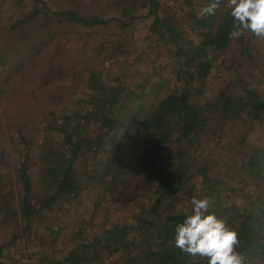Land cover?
Returning <instances> with one entry per match:
<instances>
[{"label":"trees","instance_id":"obj_1","mask_svg":"<svg viewBox=\"0 0 264 264\" xmlns=\"http://www.w3.org/2000/svg\"><path fill=\"white\" fill-rule=\"evenodd\" d=\"M210 2L202 0L203 5ZM218 3L214 14L201 17L189 13V31L160 16L158 0H118L112 3L115 8H110L114 15L107 18L70 9L50 10L44 0H30L25 6L19 20L35 18L41 24L56 19L87 27L115 23L119 31L113 41L103 40L101 50L86 63V95L73 97L71 109L60 111L48 122L52 134L39 144L37 158L42 167L38 181L27 172V152L15 177L7 184L0 179V189H6L0 190V202L6 193L12 195V184L19 185L17 205L3 201L0 228L11 232L9 242H14L30 230L32 218H40L43 209L68 201L97 184L111 185L110 191L125 200L122 186L129 173L137 179L130 192L136 198L143 195L149 200L135 222L117 219L84 243H75L66 254L33 264H119L122 257L129 264H207L205 259L183 253L173 243L175 225L183 219V210L191 208L195 187L198 197L212 198L209 211L237 229L239 250L246 256V264H264V141L253 145L249 139L255 126L264 129V93L252 86L254 78L264 81V38L247 32L232 38L233 21L227 0ZM148 14H153V20L147 31L156 36L149 49L154 50L157 43L168 44L172 57L181 58L180 64L170 67L172 77L158 75V90L148 86L150 77L143 73L140 86L128 82L129 72L134 66L136 69L139 57L116 69L103 66L106 58L122 55L126 62L133 55L128 49L135 28L132 23ZM18 22L22 23L17 21L13 29ZM32 25L23 27L22 35L34 32ZM13 42L20 51L36 45L33 40ZM225 53L229 64L224 61L227 58L213 59V55ZM146 59L145 67L156 61ZM234 68L236 71L233 76L229 74L226 86L207 97L209 80L217 77L220 70L229 72ZM149 94L153 102L146 108L135 109L133 103ZM77 103L81 105L76 107ZM200 136H214L217 141L227 137L223 140L224 148L232 152V158L206 156L208 151ZM235 148L241 150L240 154H234ZM165 150L170 151L174 166H169ZM82 157L85 162L90 160L91 165L85 174L76 171V163ZM185 174L186 180H182ZM195 177L197 185L188 184ZM84 179L85 183L81 181ZM246 185L249 190L242 194L245 200H229L228 195ZM166 201L176 202V209L160 212ZM18 222L22 224L20 229ZM47 228L50 234L56 232ZM118 250L122 255L109 261V255ZM3 255L0 246V264Z\"/></svg>","mask_w":264,"mask_h":264},{"label":"rangeland","instance_id":"obj_2","mask_svg":"<svg viewBox=\"0 0 264 264\" xmlns=\"http://www.w3.org/2000/svg\"><path fill=\"white\" fill-rule=\"evenodd\" d=\"M29 1L0 0V179L2 184L3 182L7 184L11 178L15 177L26 152L29 154L27 172L35 181H38L36 177L42 167L40 159L37 158L39 144L44 139L50 138L52 134V131L50 132L47 128L48 122L55 119L60 111L70 110L73 97L86 95L84 85L86 63L91 61L92 56L98 50H101L103 40L111 42L118 38L116 33L119 30L114 26L115 23L87 27L80 23L56 19L41 24L35 18L19 20ZM44 1L50 10L70 9L82 15L98 14L107 18L114 15L115 11H110V8H115L112 3L118 0ZM158 2V14L182 25L187 31L191 30V19L188 14L192 12L200 15L202 8L206 6L202 4V0H158ZM162 10L165 11L162 12ZM152 20L153 14H148L133 21L135 28L128 48L133 55H130L126 62L125 58L119 55L116 58L104 59L103 66L107 69L111 67L116 69L126 65L128 61H136L139 57L137 70L135 66L133 70L131 68L128 82L140 86L145 74L150 77L148 86L151 85L150 87L158 90L160 87L157 83L160 80L158 75L172 77L170 67L180 64L181 58L172 57L168 44L157 45V43L154 50L149 49L150 44L156 40V36H150V32L147 31V26ZM17 21H22V23L18 22L20 23L18 27L13 29ZM27 22L33 24L35 31H27L26 36L22 35V28L28 26ZM16 40H33L36 45L27 51H20L16 45L11 44ZM143 50L146 52L142 53ZM100 57L98 56L99 60L102 58ZM146 57L151 60L156 59L152 66L145 67ZM225 58L227 59L224 60ZM213 59L224 60L226 65L230 62L227 53L224 56L213 55ZM235 71L236 68L229 72L227 70L218 71L217 77L210 79L207 83L205 95L210 97L221 87H225L229 82V74L233 76ZM253 80L252 86L264 93V81H259L257 78ZM152 102L153 96L149 94L142 100L137 99L133 106L135 109L146 108ZM80 105L77 103L75 106ZM200 137L208 151L206 156L214 159L232 158V152H227L224 148L223 140L227 137L221 141H217L214 136ZM249 139L250 144L261 145L264 141V129L255 126L250 132ZM164 152L169 166H174L170 151L165 150ZM240 152L239 148H235L234 154H240ZM89 161L85 162L84 157L80 158L76 163V171L85 174V170L91 168ZM103 170L106 171V168ZM217 177L220 180L221 175ZM126 179L128 181L122 186L125 200L110 191L111 185L108 187L107 184H97L95 187L81 190L77 196L69 198L68 201L57 202L51 208L43 209L39 213L40 218L35 216L32 218L30 230L14 242H9L11 232L0 228V246L4 254L1 258L2 263L33 264L38 260L45 262L56 259L66 254L75 243H84L87 238H91L105 227L112 225L113 222H117V219L135 222L136 219L141 218L143 211L148 207L145 204L149 200L143 198V195L136 198L134 192H130L137 181L134 174L129 173ZM182 180H186V174L183 175ZM81 181L85 183V179ZM196 182H198V177L193 178L188 184L197 185ZM230 185L234 186L233 183ZM10 188H12V195L6 193L3 201L16 206L19 185L15 187V184H12ZM1 189L2 192L6 191L4 187ZM244 190L248 191L249 187L246 185L243 190L239 189L228 195L229 200H245L242 195ZM193 195L199 196V190L196 187ZM3 201L0 202V214L4 210ZM120 201L126 202V205L120 204ZM184 201H188V198ZM176 206V202L166 201L160 212H172ZM18 223L20 229L22 224ZM47 227H51L56 232L50 234ZM121 255L122 251L118 250L114 255H109L108 260ZM119 264L129 263L125 261V257H122L119 259Z\"/></svg>","mask_w":264,"mask_h":264},{"label":"clouds","instance_id":"obj_3","mask_svg":"<svg viewBox=\"0 0 264 264\" xmlns=\"http://www.w3.org/2000/svg\"><path fill=\"white\" fill-rule=\"evenodd\" d=\"M218 0H211L202 8L200 16L214 14ZM233 21L232 38L246 32L264 38V0H227ZM191 208L183 210V219L174 228V246L191 257H200L207 264H246V256L240 251V239L236 228L225 218L209 211L212 198L193 196Z\"/></svg>","mask_w":264,"mask_h":264}]
</instances>
